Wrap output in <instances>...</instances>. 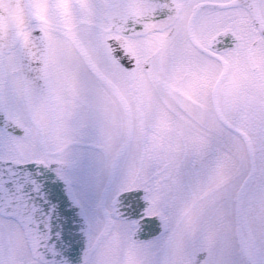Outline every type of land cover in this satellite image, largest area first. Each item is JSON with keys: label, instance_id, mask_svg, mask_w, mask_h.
<instances>
[{"label": "snow or ice", "instance_id": "6c2138e0", "mask_svg": "<svg viewBox=\"0 0 264 264\" xmlns=\"http://www.w3.org/2000/svg\"><path fill=\"white\" fill-rule=\"evenodd\" d=\"M0 264H264V0H0Z\"/></svg>", "mask_w": 264, "mask_h": 264}]
</instances>
